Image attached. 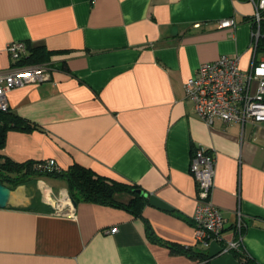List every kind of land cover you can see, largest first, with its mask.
<instances>
[{
  "label": "crops",
  "instance_id": "obj_1",
  "mask_svg": "<svg viewBox=\"0 0 264 264\" xmlns=\"http://www.w3.org/2000/svg\"><path fill=\"white\" fill-rule=\"evenodd\" d=\"M253 13L249 0H0V71L17 40L41 46L53 66L50 80L7 92L11 118L34 127L8 128L0 161L53 159L60 170L77 162L147 194L141 216L88 201L59 215L43 186L67 191L63 179L19 185L0 207V264H264V125H207L184 96L203 62L237 53L249 67ZM227 17L236 25L218 27ZM199 145L215 153L210 200L224 220L207 246L192 223L189 161ZM130 197L114 193L122 203ZM238 211L243 260L221 251L236 238Z\"/></svg>",
  "mask_w": 264,
  "mask_h": 264
},
{
  "label": "built area",
  "instance_id": "obj_2",
  "mask_svg": "<svg viewBox=\"0 0 264 264\" xmlns=\"http://www.w3.org/2000/svg\"><path fill=\"white\" fill-rule=\"evenodd\" d=\"M254 7L250 32L251 60L247 69L239 66L237 53L221 54L216 60L199 64L184 84V96L196 114L207 124L215 120L264 122V0H249ZM234 17L222 18L218 27H234ZM11 66L0 71V111H8L6 94L14 87L28 83H39L51 79L53 66L50 62L21 63L28 48L25 41L17 40L7 45ZM54 166L53 159L45 161ZM189 171L194 177L196 193L192 215L196 243L207 246L221 238L223 215L210 200L215 174V153L204 146L193 147L190 154ZM59 215H72L73 203L66 190L58 193ZM66 197V204L61 197ZM54 205V204H53ZM245 223L238 211L234 222L236 238L227 240L221 251L241 249ZM112 227L109 231H114ZM108 231V230H107Z\"/></svg>",
  "mask_w": 264,
  "mask_h": 264
},
{
  "label": "trees",
  "instance_id": "obj_3",
  "mask_svg": "<svg viewBox=\"0 0 264 264\" xmlns=\"http://www.w3.org/2000/svg\"><path fill=\"white\" fill-rule=\"evenodd\" d=\"M28 56H24L23 62H42L47 54L41 46L31 47ZM9 111H0V147L3 145L5 131L8 128H19L21 130H30L34 126L20 117L11 118ZM49 177L61 178L66 182V189L69 197L75 203L79 201H88L94 203L109 204L119 206L133 215L141 216L142 207L147 202V194L138 187V185L122 180L113 179L98 174L89 167L83 166L77 162L65 169L60 170L55 166L48 167L45 162L26 160L23 162L14 161L9 157H4L0 161V181L2 184L14 189L20 183H24L32 178ZM126 192L131 195L127 203H122L114 199V193ZM146 233L152 240H156L150 225L145 224ZM171 246H175L171 244ZM236 256L242 259L243 251L241 249L233 250ZM191 257L204 259L202 253L191 252ZM246 261H248L246 259ZM204 264H208L204 262Z\"/></svg>",
  "mask_w": 264,
  "mask_h": 264
},
{
  "label": "water",
  "instance_id": "obj_4",
  "mask_svg": "<svg viewBox=\"0 0 264 264\" xmlns=\"http://www.w3.org/2000/svg\"><path fill=\"white\" fill-rule=\"evenodd\" d=\"M14 194V189L9 188L0 181V207H5L9 204L11 197ZM75 206V202L72 201Z\"/></svg>",
  "mask_w": 264,
  "mask_h": 264
},
{
  "label": "rangeland",
  "instance_id": "obj_5",
  "mask_svg": "<svg viewBox=\"0 0 264 264\" xmlns=\"http://www.w3.org/2000/svg\"><path fill=\"white\" fill-rule=\"evenodd\" d=\"M261 125H264V122H261ZM39 179H41V178H39ZM36 181V179L35 178H32V179H30V180H27L26 182H24V183H20L19 185H22V184H25V183H32V182H35ZM19 185H17V186H19ZM16 186V187H17ZM43 189L44 190H46V191H48L49 192V194L51 195L50 196V201L52 202V204H54L53 206H52V209L54 210V209H57L60 205H58V200H59V196H58V192L56 191L55 192V190H52L53 188H50V186L47 184V182H45L44 183V186H43ZM68 192V191H67ZM47 195V194H46ZM49 196V195H48ZM47 196V197H48ZM52 210V211H53Z\"/></svg>",
  "mask_w": 264,
  "mask_h": 264
},
{
  "label": "bare ground",
  "instance_id": "obj_6",
  "mask_svg": "<svg viewBox=\"0 0 264 264\" xmlns=\"http://www.w3.org/2000/svg\"><path fill=\"white\" fill-rule=\"evenodd\" d=\"M61 200H62L63 203H66V202L64 201V197H63V196L61 197ZM65 200H66V198H65Z\"/></svg>",
  "mask_w": 264,
  "mask_h": 264
}]
</instances>
